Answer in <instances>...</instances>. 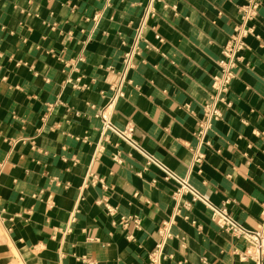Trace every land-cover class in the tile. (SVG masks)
<instances>
[{
  "label": "crops",
  "instance_id": "0c3cea01",
  "mask_svg": "<svg viewBox=\"0 0 264 264\" xmlns=\"http://www.w3.org/2000/svg\"><path fill=\"white\" fill-rule=\"evenodd\" d=\"M146 2L0 0V264H255L213 209L261 220L264 0L216 106L246 0H158L117 97Z\"/></svg>",
  "mask_w": 264,
  "mask_h": 264
},
{
  "label": "built area",
  "instance_id": "2783aa9c",
  "mask_svg": "<svg viewBox=\"0 0 264 264\" xmlns=\"http://www.w3.org/2000/svg\"><path fill=\"white\" fill-rule=\"evenodd\" d=\"M158 0H147L144 5L143 14L136 27L135 36L129 45L123 57V71L120 75V81L117 86V97L123 96V86L126 82L127 75L135 66V61L141 54V43L144 41V33L149 21L156 16V3ZM263 0H246L241 8L242 22L239 24L234 34L228 42L222 47V58L218 64L220 67L219 74L213 79V88L216 91L214 105L225 101V95L229 91L232 81L237 75L238 65L241 59V53L248 48L246 39L255 31V21L258 18L259 10ZM149 47V46H147ZM216 113V111H214ZM101 118L105 129L115 131L119 137L134 146L133 128L124 130H114L107 114H102ZM164 170V169H163ZM166 174L178 182L179 188L174 193L175 199L182 197L184 194H191L193 200H200V196L188 184L187 181L180 180L176 176ZM214 216L219 226L233 234L239 241L245 243V249L240 254L243 260H251L255 264H264V204L261 214V220L256 228L250 229L233 219L225 210L213 209ZM125 222L127 220L123 218Z\"/></svg>",
  "mask_w": 264,
  "mask_h": 264
}]
</instances>
